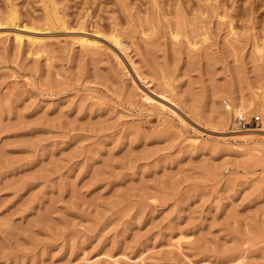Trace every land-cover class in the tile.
I'll return each instance as SVG.
<instances>
[{
    "label": "rangeland",
    "instance_id": "374dc122",
    "mask_svg": "<svg viewBox=\"0 0 264 264\" xmlns=\"http://www.w3.org/2000/svg\"><path fill=\"white\" fill-rule=\"evenodd\" d=\"M164 2L0 0V264H264V0Z\"/></svg>",
    "mask_w": 264,
    "mask_h": 264
},
{
    "label": "bare ground",
    "instance_id": "6f19581e",
    "mask_svg": "<svg viewBox=\"0 0 264 264\" xmlns=\"http://www.w3.org/2000/svg\"><path fill=\"white\" fill-rule=\"evenodd\" d=\"M166 1L167 0H165V4H166ZM183 1V0H182ZM188 1H190V0H188ZM169 3V2H168ZM185 4V3H184ZM183 4V5H184ZM168 5V4H167ZM169 5H170V3H169ZM181 7H182V5L180 6V9H181ZM184 10V9H183ZM182 11V10H181ZM178 12H180V10H178ZM180 13H182V12H180ZM179 14V13H178ZM46 15H47V22H49L50 24H52V23H54V22H56L57 24H59V25H62L63 24V21L61 20V17L58 15V13L56 12V10L53 8V7H51L50 9H49V11H47L46 12ZM16 18H17V16H16V13L15 12H11L7 17H6V20L7 21H9V22H15L16 21ZM186 21V20H185ZM232 29V28H231ZM183 30V29H182ZM177 31V30H176ZM110 32H111V39H112V41L114 42V44L117 46L116 48L118 49H124L125 47H126V45L127 44H124V42L122 41V39H121V37H120V33H119V30L117 29V28H115V27H111V29H110ZM15 39L16 40H21V37L20 36H15ZM29 42H30V45H32V46H35V45H37L38 44V42H40V41H38V40H35V39H31V38H28L27 39ZM80 44H82V45H85V46H93L94 45V43L93 42H91V41H89V40H87L86 38H82V39H80ZM257 47V46H256Z\"/></svg>",
    "mask_w": 264,
    "mask_h": 264
},
{
    "label": "built area",
    "instance_id": "2783aa9c",
    "mask_svg": "<svg viewBox=\"0 0 264 264\" xmlns=\"http://www.w3.org/2000/svg\"><path fill=\"white\" fill-rule=\"evenodd\" d=\"M235 118H236V123L238 124L242 123L245 119L244 115H238V117Z\"/></svg>",
    "mask_w": 264,
    "mask_h": 264
}]
</instances>
